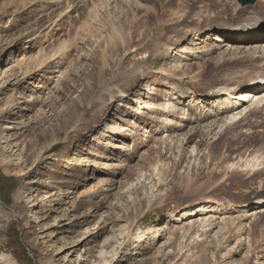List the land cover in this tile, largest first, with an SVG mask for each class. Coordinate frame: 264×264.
Returning <instances> with one entry per match:
<instances>
[{
	"label": "rangeland",
	"instance_id": "1",
	"mask_svg": "<svg viewBox=\"0 0 264 264\" xmlns=\"http://www.w3.org/2000/svg\"><path fill=\"white\" fill-rule=\"evenodd\" d=\"M260 18L264 0H0V264H264V103L224 124L205 97L264 75L263 41L221 37Z\"/></svg>",
	"mask_w": 264,
	"mask_h": 264
},
{
	"label": "bare ground",
	"instance_id": "2",
	"mask_svg": "<svg viewBox=\"0 0 264 264\" xmlns=\"http://www.w3.org/2000/svg\"><path fill=\"white\" fill-rule=\"evenodd\" d=\"M263 19L260 18L259 20L258 19L250 20L246 23H243L242 25H237V26H233V25L226 26L221 31V33H228V35H224V36L221 35V37L229 40L228 42L230 43L228 47L229 49L233 48L234 43L240 42V43H245L246 45L244 46H249V48L251 47V49L255 50L256 46H254V43H258L257 41L259 42L263 41L261 43H264ZM222 38H220L219 35L212 36V40L223 41ZM217 45L218 44H216V46ZM244 46L242 45V48H245ZM258 58L262 60L264 58V54L258 55ZM263 60H262V64L264 62ZM257 76L258 78L250 79L246 85L239 86V88H237V91H232V88H229V86L215 87V89L212 88L208 90L209 93H206L205 97L207 98H210L212 96L213 98L217 97L218 99L217 102L212 101L214 102L212 105L218 111L220 110L224 115H226V116L223 115L225 119L224 124H226L227 122H233V121L236 122L237 120L244 118L243 116L247 112L246 113L243 112L244 109L247 108L248 106L252 107L253 105L256 106L259 105L260 103H264V83H261L262 81L261 79L264 78V75L258 74ZM211 100L213 99H210V101ZM247 103H251V105L248 104L245 108H243L244 105H246ZM256 204L257 206H259L258 208L264 206V197L258 198ZM213 211H215L213 205H204L191 209L189 212L188 211L185 212L186 213L185 218L201 215V214L207 215V213Z\"/></svg>",
	"mask_w": 264,
	"mask_h": 264
},
{
	"label": "water",
	"instance_id": "3",
	"mask_svg": "<svg viewBox=\"0 0 264 264\" xmlns=\"http://www.w3.org/2000/svg\"><path fill=\"white\" fill-rule=\"evenodd\" d=\"M238 2H240L243 6H245L247 4H254L256 0H238Z\"/></svg>",
	"mask_w": 264,
	"mask_h": 264
}]
</instances>
